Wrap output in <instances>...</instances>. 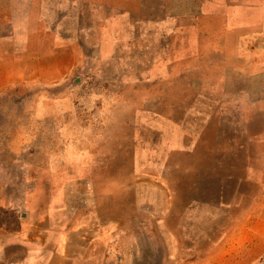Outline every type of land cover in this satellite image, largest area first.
Listing matches in <instances>:
<instances>
[{"label": "rangeland", "instance_id": "374dc122", "mask_svg": "<svg viewBox=\"0 0 264 264\" xmlns=\"http://www.w3.org/2000/svg\"><path fill=\"white\" fill-rule=\"evenodd\" d=\"M1 63L0 264H264V0H0Z\"/></svg>", "mask_w": 264, "mask_h": 264}, {"label": "crops", "instance_id": "0c3cea01", "mask_svg": "<svg viewBox=\"0 0 264 264\" xmlns=\"http://www.w3.org/2000/svg\"><path fill=\"white\" fill-rule=\"evenodd\" d=\"M3 62V61H2ZM4 63H1V66H0V74H1V79H2V76H3V74L4 73H6V68H5V66L3 65ZM15 69H16V71L14 72V73H18V75H19V77L21 76V75H23L24 73H28L27 71H26V67H24V66H22V64H20V63H18L17 62V65L15 66ZM11 70H13V68H11ZM37 69H36V66H35V71H31V74H33L34 73V75L37 73ZM46 72H47V70H46ZM48 72H51V68L50 69H48ZM13 73V74H14ZM40 73V72H39ZM37 75V74H36ZM30 255V254H29ZM28 255V257L27 256H25L24 257V260H25V262L27 263V261H29L30 259H31V257ZM3 260H5L4 258H3Z\"/></svg>", "mask_w": 264, "mask_h": 264}]
</instances>
